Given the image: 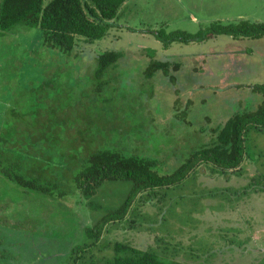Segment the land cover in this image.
Returning a JSON list of instances; mask_svg holds the SVG:
<instances>
[{
  "label": "rangeland",
  "instance_id": "rangeland-1",
  "mask_svg": "<svg viewBox=\"0 0 264 264\" xmlns=\"http://www.w3.org/2000/svg\"><path fill=\"white\" fill-rule=\"evenodd\" d=\"M239 20L264 24V0H127L102 40L77 39L69 56L43 48L40 30L0 33V149L30 157L22 156L24 167L59 191L70 188L62 198L15 196L18 189L0 176V264H71L69 248L87 244L85 230L121 205L128 184H104L92 206L71 187L69 176L81 169L73 172V163L86 152L152 162L163 175L206 140V127L223 126L238 103L253 107L249 87L264 83V39L232 44L209 37L161 48L149 34H195ZM144 49L171 61L173 84L160 74L144 79L148 60L138 53ZM105 50L123 59L103 75L97 94L93 70ZM203 115L209 121L200 125ZM244 147L238 171L221 177L208 166L144 202L136 199L82 262L105 264L118 243L167 264H264V129L249 130Z\"/></svg>",
  "mask_w": 264,
  "mask_h": 264
},
{
  "label": "trees",
  "instance_id": "trees-1",
  "mask_svg": "<svg viewBox=\"0 0 264 264\" xmlns=\"http://www.w3.org/2000/svg\"><path fill=\"white\" fill-rule=\"evenodd\" d=\"M126 1L2 0L0 33H8L17 26L40 30L43 48L69 56L78 44L76 43L77 39H81L80 42L84 44L102 40L108 30L114 26L117 13ZM149 34L157 44L162 46L161 48H167L175 41L189 44L205 42L209 37L222 36L229 37L230 43L237 44L243 41L264 39V24L239 20L234 23L208 24L207 27L199 29L195 34L178 30L166 32L164 29L150 31ZM138 53L142 60H148V64L142 72L145 80H151L156 74H160L171 84L175 82V78L170 73L174 72L173 70L176 68H170L171 61L169 59H164L157 50L144 49ZM122 59V54L115 50L97 53L93 70V78L96 82L95 93L99 94L103 85L106 84L103 81V75L108 70L115 71ZM203 92L205 96H209L206 91ZM249 92L255 99L253 107L238 103L234 108H230L231 115L225 124L206 127L209 129L208 134L205 135L206 140L199 143L198 148L168 173L159 175L152 162L107 150H98L92 153L88 151L83 155L81 163L76 165L73 163V172L76 171L78 164L81 169L72 173L68 182L88 206L93 205L92 199L106 183L128 184L129 190L118 208L106 210L105 214L93 226L85 230V237L89 241L87 244L69 248L68 255L69 259H72L71 264H76L77 260L84 264L81 255L99 241L106 226L124 219L136 199L144 202L155 196L159 189L177 186L192 177L201 168L208 166L211 167L214 174L221 177L238 171L245 161L244 143L249 130L261 131L264 129V83L253 84L249 87ZM180 114H183L182 117H179L182 122L189 117L185 111ZM208 121L209 117L203 115L198 122L200 125H204ZM30 136L32 137L33 134ZM22 156L31 159L24 154L8 153L0 149V176L11 188L18 189L19 193L14 192L15 196L32 197L34 194L45 199H52L55 198V195L62 198L66 196L65 193L68 194L70 188L67 192L63 187L62 191H59L57 183L44 180L40 173L38 174L32 169L28 171L24 167ZM62 184L60 183L61 186ZM12 194V191H9L10 197ZM15 196L13 194V197ZM42 207L36 209L40 211ZM112 249L116 257L106 261L105 264H167L157 260L151 253L141 252L127 245L116 243ZM121 253L127 256L118 257L117 255Z\"/></svg>",
  "mask_w": 264,
  "mask_h": 264
}]
</instances>
